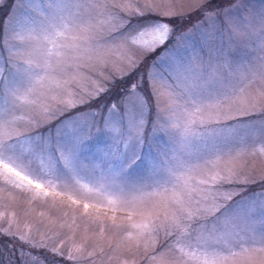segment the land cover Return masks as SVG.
<instances>
[{"label": "snow or ice", "instance_id": "6c2138e0", "mask_svg": "<svg viewBox=\"0 0 264 264\" xmlns=\"http://www.w3.org/2000/svg\"><path fill=\"white\" fill-rule=\"evenodd\" d=\"M258 4L0 0V191L71 210L0 264H264Z\"/></svg>", "mask_w": 264, "mask_h": 264}, {"label": "rangeland", "instance_id": "374dc122", "mask_svg": "<svg viewBox=\"0 0 264 264\" xmlns=\"http://www.w3.org/2000/svg\"><path fill=\"white\" fill-rule=\"evenodd\" d=\"M9 4L11 0H8ZM186 3L187 0H184ZM257 6L258 0H257ZM8 11L7 8L0 10V18H2L5 13ZM83 87L87 86V81H84L82 84ZM259 163V161H257ZM252 164L251 159H249V165ZM63 211H68L69 216L71 215L70 209H62L57 211L56 208L51 206V199L48 200V204L44 205L43 203H32L28 204L25 199L21 197V194L14 189H6L0 191V213H4L3 217H0V226H7L8 220L16 219L19 221L21 227H24L25 224L35 225L40 228L42 232L52 235L54 231H58L59 224L65 219L63 217ZM40 213H44L43 216H40ZM100 215H113L115 214L118 218L125 215V213L119 211L118 209H112L109 207H103L100 209ZM55 222V223H53ZM78 223L81 224V227L76 231V239L79 240L82 235H84V228H88V234L90 235L95 230V225H85L78 220ZM33 231L35 229L33 228ZM71 236V233L68 234ZM72 240L68 239L67 243L71 244ZM60 264H66V262L61 261ZM115 264V262H113ZM140 264H144V261H140Z\"/></svg>", "mask_w": 264, "mask_h": 264}]
</instances>
